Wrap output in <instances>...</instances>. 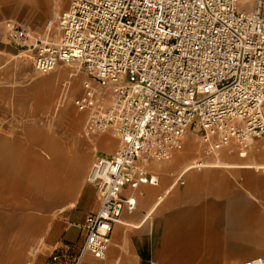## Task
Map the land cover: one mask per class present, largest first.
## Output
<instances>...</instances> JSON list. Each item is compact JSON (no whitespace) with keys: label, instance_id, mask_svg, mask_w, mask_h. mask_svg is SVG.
Returning a JSON list of instances; mask_svg holds the SVG:
<instances>
[{"label":"built area","instance_id":"built-area-1","mask_svg":"<svg viewBox=\"0 0 264 264\" xmlns=\"http://www.w3.org/2000/svg\"><path fill=\"white\" fill-rule=\"evenodd\" d=\"M58 26V39L24 45L35 72L82 68L89 81L74 105L86 130L118 141L86 175L99 205L84 219L76 261L102 259L113 224L135 207L121 191L156 185L146 165L181 151L188 130L206 154L234 146L244 156L264 138V0H70ZM6 37L23 45L27 33L11 25ZM203 167L198 160L191 168Z\"/></svg>","mask_w":264,"mask_h":264},{"label":"crops","instance_id":"crops-1","mask_svg":"<svg viewBox=\"0 0 264 264\" xmlns=\"http://www.w3.org/2000/svg\"><path fill=\"white\" fill-rule=\"evenodd\" d=\"M69 2L0 0V204L5 208L15 202V207L22 208L20 194L29 191L35 193L31 206L45 204L56 213L36 219L26 216L25 223L34 222L38 230L34 233L35 252H27L32 238L26 232L24 239L19 237L17 253L8 249L0 257V264H28L29 255L30 264H242L247 259L264 258L262 138L252 142L244 156L229 146L213 154L204 153L185 166V153L193 147L189 141L188 152L177 151L163 162L148 163L146 169L158 183L121 191L122 198L135 200V207L124 209L113 224L105 257L98 259L85 253L76 261L84 240V219L99 205L96 190L87 183L85 198L91 210L86 214L74 208L78 202L68 201L60 207L58 194L52 193L43 201V185L50 182H43L42 172L35 166L30 171L27 161L28 157L37 160L39 152L50 154L51 159L61 156L58 138L37 128L58 125L59 119L69 123L73 114L71 97L81 92L75 65L59 64L48 73L38 74L33 53L24 46L45 37L58 39V19ZM11 25L26 31L23 45L7 39L6 30ZM61 94L64 101L59 116L54 106ZM262 110L264 115V104ZM106 146L98 155L113 153V145ZM198 160L204 167L191 168ZM14 161H24L23 167L21 163L14 165ZM47 167L55 171L51 162ZM24 218L19 214L0 217L7 225L21 223ZM7 230L4 227V232ZM8 253L18 259L10 261Z\"/></svg>","mask_w":264,"mask_h":264},{"label":"rangeland","instance_id":"rangeland-1","mask_svg":"<svg viewBox=\"0 0 264 264\" xmlns=\"http://www.w3.org/2000/svg\"><path fill=\"white\" fill-rule=\"evenodd\" d=\"M75 65V64H72ZM75 75H80V83H79V90L81 89L80 95H78L79 90L74 94V97H71V104L70 107L73 109L72 118L69 119V123H64L62 119H59L58 125L53 126H41L38 127L37 130H43L50 132L52 137L58 138V145L62 149V154L58 158H52L50 154L41 153L37 154L38 159L34 160L31 157L27 158L29 170L31 171L32 168L36 167L39 171L42 172L43 175V182H50L48 185H43L44 190L46 192H42V199H49V195L55 196L58 194L57 199L59 198V206H65L67 202H78L75 204V209L82 210L88 213L91 210L90 203L86 201L85 194H86V175L89 170L90 163L94 159V157L99 153V151L106 146V143L113 145V153L117 149V139L114 141L111 138V133L109 132H93L86 130L85 127V114L79 113L74 105V100L77 99L81 94L84 92L83 84L85 81H89L88 76L84 73L83 69L79 66L75 65ZM74 75V76H75ZM72 76V78L74 77ZM76 78V77H75ZM90 82L94 85L95 83L90 80ZM63 94V93H62ZM60 96L57 100V104L54 106V111L61 116V105L63 104L64 97ZM74 99V100H73ZM55 123V122H54ZM109 137V138H108ZM184 146L181 150V153L186 151V143L192 142V149L185 153L187 157L186 165L192 162V159L201 158L204 154L203 145L201 143L199 134L194 129H190L186 132L184 137ZM106 148H109L106 146ZM112 153V154H113ZM47 155V156H46ZM36 161V162H35ZM50 162L54 164V170H48ZM21 163V167H23L24 161H14L13 164L16 165ZM41 166V168H40ZM20 167V166H19ZM57 167V169H56ZM28 170V171H29ZM56 172V173H55ZM45 184V183H44ZM52 185V186H51ZM47 191H50L47 192ZM39 195V194H38ZM37 195V196H38ZM52 195V196H53ZM35 196V193L26 192L24 194H20L19 200L24 203V207L17 208L15 207L14 203L12 202L8 207H1L0 204V217L3 216H14L20 215L25 217L21 223L18 221H13V223L7 225V223H2L3 220L0 219V257L7 253V250L10 249L11 252L17 253L19 248V237L21 236L23 239L25 238V233L27 232V236L31 235V243L27 249V252L30 254L31 252H35L37 245L35 242V234L38 230L35 227V223L33 222L32 225H28L25 222L28 221L27 218L36 219L40 215L50 214V212L54 209L50 206H46L44 204L43 207H34L30 205V201L32 197ZM49 196V197H48ZM56 214V213H54ZM84 214V215H85ZM26 219V220H25ZM34 221V220H33ZM29 223V222H28ZM8 227V230L4 232V227ZM33 232V233H31ZM21 234V235H20ZM20 237V238H21ZM11 241V242H10ZM9 242L11 244H9ZM56 250L55 252H57ZM9 254V253H8ZM17 255V254H16ZM10 261L17 260L18 256L7 255ZM31 262V255L28 257L27 263L30 264ZM9 264V263H7Z\"/></svg>","mask_w":264,"mask_h":264}]
</instances>
